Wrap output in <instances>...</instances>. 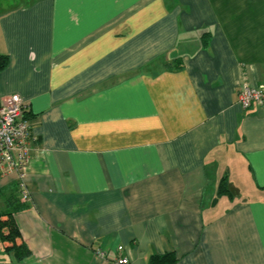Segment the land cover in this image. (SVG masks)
Wrapping results in <instances>:
<instances>
[{"label": "crops", "instance_id": "obj_1", "mask_svg": "<svg viewBox=\"0 0 264 264\" xmlns=\"http://www.w3.org/2000/svg\"><path fill=\"white\" fill-rule=\"evenodd\" d=\"M0 54V105L38 138L31 200L0 180L14 264H264V109L238 103L264 84V0H33L0 11Z\"/></svg>", "mask_w": 264, "mask_h": 264}, {"label": "built area", "instance_id": "obj_2", "mask_svg": "<svg viewBox=\"0 0 264 264\" xmlns=\"http://www.w3.org/2000/svg\"><path fill=\"white\" fill-rule=\"evenodd\" d=\"M238 103L244 110L254 106L264 109V84H243L239 89ZM28 105L19 96H12L0 105V180L15 176L22 203L31 200L26 182V170L31 160V150L38 142L30 121L25 117ZM115 264H131L126 257L116 258Z\"/></svg>", "mask_w": 264, "mask_h": 264}, {"label": "trees", "instance_id": "obj_3", "mask_svg": "<svg viewBox=\"0 0 264 264\" xmlns=\"http://www.w3.org/2000/svg\"><path fill=\"white\" fill-rule=\"evenodd\" d=\"M204 46L208 47V42L204 36ZM10 65V56L0 54V73L6 70ZM25 117L29 118V113H25ZM221 194H232L230 188L225 184L223 179L220 187ZM17 194L14 192L6 193L0 186V198L5 197L4 210L0 211V245L3 247V253L13 257V264L22 263L31 256V251L25 244L21 231L16 223L14 214L25 208L24 204L19 202ZM177 259L174 254L169 253L165 256H153L150 259L151 264H174Z\"/></svg>", "mask_w": 264, "mask_h": 264}, {"label": "rangeland", "instance_id": "obj_4", "mask_svg": "<svg viewBox=\"0 0 264 264\" xmlns=\"http://www.w3.org/2000/svg\"><path fill=\"white\" fill-rule=\"evenodd\" d=\"M33 0H0V11L9 9L10 7L22 5V4H28ZM5 205V197L0 198V211L4 210ZM3 247L0 245V264H12L13 257L4 254Z\"/></svg>", "mask_w": 264, "mask_h": 264}]
</instances>
